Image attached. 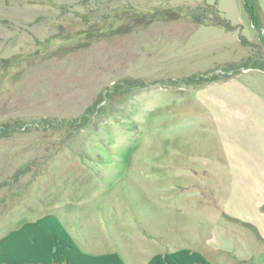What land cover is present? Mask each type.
<instances>
[{"label":"rangeland","instance_id":"374dc122","mask_svg":"<svg viewBox=\"0 0 264 264\" xmlns=\"http://www.w3.org/2000/svg\"><path fill=\"white\" fill-rule=\"evenodd\" d=\"M214 2L0 0V239L53 213L126 264H264V30Z\"/></svg>","mask_w":264,"mask_h":264},{"label":"trees","instance_id":"16d2710c","mask_svg":"<svg viewBox=\"0 0 264 264\" xmlns=\"http://www.w3.org/2000/svg\"><path fill=\"white\" fill-rule=\"evenodd\" d=\"M213 4L203 6L202 12L211 10V17L216 25L227 30L235 26L227 18L221 16ZM250 13L253 25H258L257 5L255 0H244ZM202 6H197L201 10ZM163 10L164 19L191 17L195 22L204 23L207 16L194 13V9ZM178 14V16H176ZM212 21V20H211ZM193 77H185L192 80ZM123 86L129 89L144 88L147 84L138 80H125ZM111 95V94H110ZM0 264H126L118 252L90 254L77 243L68 227L56 214H46L34 221H27L19 228L7 233L0 239ZM146 264H214L204 254L189 248H182L167 253L153 255Z\"/></svg>","mask_w":264,"mask_h":264},{"label":"crops","instance_id":"0c3cea01","mask_svg":"<svg viewBox=\"0 0 264 264\" xmlns=\"http://www.w3.org/2000/svg\"><path fill=\"white\" fill-rule=\"evenodd\" d=\"M255 3L257 5L258 17L260 18V24H261V28L260 29L264 30V0H255Z\"/></svg>","mask_w":264,"mask_h":264}]
</instances>
